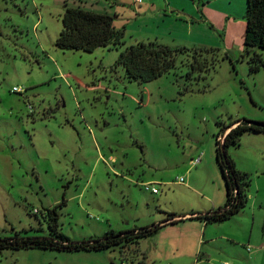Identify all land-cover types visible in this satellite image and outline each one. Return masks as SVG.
Listing matches in <instances>:
<instances>
[{
	"label": "rangeland",
	"instance_id": "374dc122",
	"mask_svg": "<svg viewBox=\"0 0 264 264\" xmlns=\"http://www.w3.org/2000/svg\"><path fill=\"white\" fill-rule=\"evenodd\" d=\"M193 4L0 0V236L47 234L43 212L62 201L58 229L74 241L223 204L215 137L222 140L230 121L264 122V64L249 69L253 55L264 61V48L247 51L243 29L231 32L224 51L219 31L214 36L198 16L178 17L182 6L196 12ZM65 6L114 15L123 44L58 48ZM215 6L246 21V0ZM187 23L204 44L189 41ZM158 34L172 39L155 40ZM151 40L209 51L178 54L170 71L146 82L114 66L120 50ZM193 57L208 66L186 77ZM227 154L250 177L248 201L229 219L205 225L179 216L137 244L100 251L2 250L0 264H203L202 252L216 264H264V133L244 132ZM200 234L203 247L195 251Z\"/></svg>",
	"mask_w": 264,
	"mask_h": 264
},
{
	"label": "trees",
	"instance_id": "16d2710c",
	"mask_svg": "<svg viewBox=\"0 0 264 264\" xmlns=\"http://www.w3.org/2000/svg\"><path fill=\"white\" fill-rule=\"evenodd\" d=\"M116 15V14H115ZM246 25L244 27L243 45L248 47L264 48V0H246L244 13ZM114 15L106 12H92L81 7L65 6L62 15V29L55 39V45L61 49L86 50L93 52L98 47L111 48L122 45L123 29L114 25ZM209 51L206 48L185 46L171 47L169 44L157 41L136 42L120 50L114 62V66L124 67L125 74L142 82L154 80L166 71L175 66V57L178 54L190 50ZM193 57L190 72L200 69L204 70L208 65L196 61ZM264 61L258 54L250 58L249 69L251 72L258 71ZM250 120L237 119L224 125L222 132H227L220 141L219 135L215 137V160L219 167L220 174L224 180L226 199L217 208L209 209L202 213L192 212L186 218H196L205 223H218L229 219L234 213L240 211L248 201L247 187L250 185L248 173L237 168L235 162L227 154V147L239 145L240 138L244 132H263V125L248 123ZM264 124V122L262 121ZM65 205V201L58 202L53 207L46 208L44 217L47 220V234L44 235H22L19 231L13 235L0 236V251L17 249H51L77 251L83 249L105 250L111 246H122L127 243H138L143 237L154 235L160 227L167 223H176L184 218L172 214L167 217L166 223H158L135 227L128 230H112L104 233L101 237H90L85 240L74 241L59 228V209ZM200 259V256H197Z\"/></svg>",
	"mask_w": 264,
	"mask_h": 264
},
{
	"label": "crops",
	"instance_id": "0c3cea01",
	"mask_svg": "<svg viewBox=\"0 0 264 264\" xmlns=\"http://www.w3.org/2000/svg\"><path fill=\"white\" fill-rule=\"evenodd\" d=\"M217 1H219V0H198L196 3V6H194L195 0H192V4L194 3L193 9L196 12H194V11L188 12L185 9L186 7L182 6L180 8L181 15H178V17L183 16L182 18L185 19L186 22L188 21V19H191V22H194V19H196V18H193V17H195V16L200 17V19H202V21L205 23V25L210 26V29L212 30V31H210V33H212L214 36H215L216 31L220 32L219 36L221 37V40H222L221 42L223 44V50L227 52L226 46L228 45V38L234 37L231 32L233 30H237L238 32H243V29H244V26L246 25V23L239 16H238L239 18L236 17L234 15V12L227 10V9H224V8H218V6H215V3ZM168 4H169V2H168ZM190 6H192V5H190ZM191 24L192 23L186 24L187 30L189 33V37H190L189 41H193V43L204 44L202 42H195L194 39L191 38L192 37V35H191L192 25ZM159 37L161 39H163V37L164 38H169V37L171 38V36L169 34H158L155 40H157ZM160 41H162V40H160ZM163 41H166V40H163ZM162 43L168 44L167 42H162ZM191 214H192V212L186 213L184 215L179 214L176 217L183 216L184 218H186V217L190 216ZM194 238H195V236L193 237V240H194ZM203 240H204V237L202 234H200L197 237V241L196 242L193 241V245L195 244V246H196L195 251L198 249L200 250V248L203 247ZM201 255L203 256L202 261H201L203 264H216V263H213L211 261L209 254L202 252ZM218 264H221V261H219Z\"/></svg>",
	"mask_w": 264,
	"mask_h": 264
},
{
	"label": "built area",
	"instance_id": "2783aa9c",
	"mask_svg": "<svg viewBox=\"0 0 264 264\" xmlns=\"http://www.w3.org/2000/svg\"><path fill=\"white\" fill-rule=\"evenodd\" d=\"M135 2H137V3H139V4H141L142 2H143V0H135ZM12 91H14V92H20V91H22V87H20V86H14L13 88H12ZM227 132V131H226ZM226 132H225V134H226ZM225 134L223 135V137L225 136ZM222 137V138H223ZM221 138V139H222ZM179 181H181V183L182 182H184V179L182 178H180L179 179ZM144 186H145V188H149L152 192H156L157 191V188L154 186V185H151V184H149V183H144L143 184ZM149 185H151V187H149ZM247 248V247H246ZM248 250H250V247L248 246ZM199 260V259H198ZM201 260V259H200ZM221 264H227V262L226 261H221Z\"/></svg>",
	"mask_w": 264,
	"mask_h": 264
},
{
	"label": "water",
	"instance_id": "95a60500",
	"mask_svg": "<svg viewBox=\"0 0 264 264\" xmlns=\"http://www.w3.org/2000/svg\"><path fill=\"white\" fill-rule=\"evenodd\" d=\"M248 123L250 124H254V125H263L262 121H258V120H250Z\"/></svg>",
	"mask_w": 264,
	"mask_h": 264
}]
</instances>
